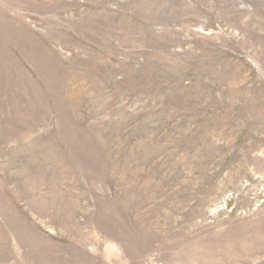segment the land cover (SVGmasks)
Here are the masks:
<instances>
[{
    "label": "rangeland",
    "instance_id": "374dc122",
    "mask_svg": "<svg viewBox=\"0 0 264 264\" xmlns=\"http://www.w3.org/2000/svg\"><path fill=\"white\" fill-rule=\"evenodd\" d=\"M0 264H264V0H0Z\"/></svg>",
    "mask_w": 264,
    "mask_h": 264
}]
</instances>
